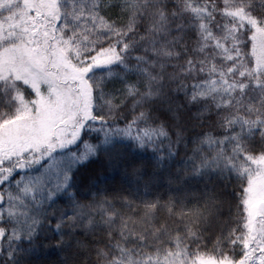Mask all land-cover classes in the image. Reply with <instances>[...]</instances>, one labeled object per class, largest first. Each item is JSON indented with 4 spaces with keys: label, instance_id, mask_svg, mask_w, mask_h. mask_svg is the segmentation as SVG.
Listing matches in <instances>:
<instances>
[{
    "label": "snow or ice",
    "instance_id": "1",
    "mask_svg": "<svg viewBox=\"0 0 264 264\" xmlns=\"http://www.w3.org/2000/svg\"><path fill=\"white\" fill-rule=\"evenodd\" d=\"M0 264H264V0H0Z\"/></svg>",
    "mask_w": 264,
    "mask_h": 264
}]
</instances>
